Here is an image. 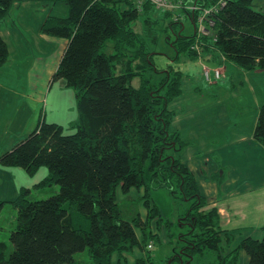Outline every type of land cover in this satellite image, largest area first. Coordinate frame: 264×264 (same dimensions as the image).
Returning <instances> with one entry per match:
<instances>
[{
    "label": "trees",
    "instance_id": "1",
    "mask_svg": "<svg viewBox=\"0 0 264 264\" xmlns=\"http://www.w3.org/2000/svg\"><path fill=\"white\" fill-rule=\"evenodd\" d=\"M35 1L61 0H0V23L15 2ZM62 1L68 4V15L47 16L39 32L66 40L51 80H63L73 90L77 120L66 128L40 116L23 140L0 155L1 165L21 168L29 176L45 167L47 174L35 189L57 186L53 195L43 199L30 198V189L22 187L8 201L16 209L9 234L12 250L7 254L6 244L0 241V264H78L74 256L84 250L91 264H113L114 256L119 264L124 254L140 246L137 231L143 237H156L149 223H159L162 214L156 204H150L152 183L171 192L175 185L181 199L189 203L179 219L187 228L180 235V253L170 262L237 264L243 250L247 264H264V224L260 239L246 237L236 244L235 235L221 227L217 208L200 195L182 163L185 143L170 127L175 112L169 109V102L181 94V72L155 68L152 52H145L133 29L140 16L148 27L152 25L149 13L154 16L156 8L149 1L138 5V0ZM255 1L229 0L215 15V41L197 38L196 13L182 6L193 33L186 37L175 32L176 53L196 58L198 46L212 56L218 52L244 70L264 69V13L252 7ZM215 2L191 0L200 7ZM161 12L171 16L169 11ZM180 19L168 27L173 30L179 24L181 30ZM130 53L134 55L129 58ZM7 58L8 48L0 35V67ZM118 62L123 69H117ZM153 73L162 76L153 82ZM135 77L139 88L131 85ZM253 138L264 146V103ZM141 188L144 195L138 199L143 200L145 216L137 213L124 219L116 202L117 190L126 195ZM6 202L0 200V211ZM149 261L146 256L136 264Z\"/></svg>",
    "mask_w": 264,
    "mask_h": 264
},
{
    "label": "rangeland",
    "instance_id": "2",
    "mask_svg": "<svg viewBox=\"0 0 264 264\" xmlns=\"http://www.w3.org/2000/svg\"><path fill=\"white\" fill-rule=\"evenodd\" d=\"M171 2L172 5H176L175 0ZM33 7L32 4H27L26 12L22 10L20 15H17L16 18L24 20L29 27L24 30V35L18 34L16 30L11 32L9 36L13 42L9 44V57L0 67V155L23 140L36 126L40 116L46 122H57L66 128L72 124L71 121L76 120L77 108L73 90L67 87L63 80L51 81L54 66L56 67L64 50L65 39L53 36L40 37L38 32L41 21L43 22L47 16L66 17L68 4L61 0L40 2L36 11ZM252 7L264 13V0H256ZM161 11H163L161 8H156L154 16L149 13L152 19V25L149 27L144 23V17L140 16L133 24V29L139 34V44L145 46V52H152L151 61L155 68L158 70L173 68L181 72V95L169 102V109L177 113L182 106L184 110L191 108L189 112H192L185 117L180 114L177 119L174 118L170 127L176 128L181 125L185 130L193 127L195 142L200 143L201 152L207 150V141L211 139L225 141L227 135L231 138L238 132L244 135L252 134L258 108L264 103V69L242 70L218 52L212 56V52L206 50L203 52L200 50V55L196 58L183 52L178 55L172 46L175 32L181 31L186 37L191 36L193 25L183 15L182 10L167 9L171 11L169 17H165ZM175 19L182 21L181 30L179 24L173 25V30L168 27ZM108 46L112 49L113 43H109ZM133 55L134 53H130L129 58ZM214 60L218 62L215 63ZM118 63L117 69H123V63ZM204 65L210 68L221 67L219 69L223 71V77L215 80L211 74V80L207 81L202 74ZM152 75L153 82L162 76L155 73ZM131 85L139 88V78H133ZM185 112L188 113L186 110ZM71 130L66 129L64 132L71 133ZM213 144L219 143L214 140ZM215 154L221 155L217 150ZM46 174L45 167L39 168L33 176H29L21 168L0 164V200L7 201L0 211V241L6 244L7 254L12 250L9 234L16 218V209L8 201L15 199L22 187L30 189L29 197L32 199H43L53 195L57 190L55 185L42 190L34 188ZM155 187V183H152L148 189L150 204H156L162 214L159 223L155 220L149 223V231L156 237L150 235L143 237L137 231L140 246L133 248L131 253L124 254L119 264H136L137 259L146 256L150 257L147 264H179L176 260L171 262L169 260L180 253V235L187 228L180 224L179 219L188 209L189 203L181 199L175 185L174 192L164 187ZM143 195V188L139 191L131 189L126 195L117 190L116 202L124 219L129 220L137 213L145 216L143 200L138 199ZM149 244H153V247L148 250ZM240 251L237 264H247L246 253ZM74 257L78 264H91L86 250L76 253ZM112 262L117 264L116 256Z\"/></svg>",
    "mask_w": 264,
    "mask_h": 264
},
{
    "label": "crops",
    "instance_id": "3",
    "mask_svg": "<svg viewBox=\"0 0 264 264\" xmlns=\"http://www.w3.org/2000/svg\"><path fill=\"white\" fill-rule=\"evenodd\" d=\"M175 1L177 4L173 10H181L182 6L186 7L191 2V0ZM40 2L45 3L46 1L15 2L6 16L1 20L0 35L6 42L8 57L10 52L9 44L13 42V39L9 36L11 32L16 30L18 34L24 35V30L26 31L29 27L24 20L21 19L22 21H20L17 19V15L19 16L22 10L26 12L27 4H32L34 6L33 9L36 11ZM39 36L49 37L40 32ZM214 62L217 63L218 61L214 60ZM57 65L56 67L54 66L51 78ZM226 69H228V66H226ZM252 71H255V69ZM190 109L186 108L185 110L188 113L185 114L186 112L181 106L179 112H175L174 118L177 119L180 114L182 117L187 116L192 112H189ZM75 119L77 120V115H75ZM171 129L175 130L181 140L184 141V148L180 154L182 163L193 175L200 195L206 199L209 206L217 208L220 215L221 227L235 235L236 244L237 241L246 237L259 239L262 236L261 227L264 224V146L253 138L254 129L250 135L239 134L238 132L231 138L227 135L225 141L214 139L219 144H213L214 140L211 139L207 141L208 148L205 152H201L199 150L200 143L197 144L195 142V130L193 127L186 128L187 130H185L180 125ZM206 145L205 142V148ZM216 150L220 151V156L215 154ZM217 177L221 178L222 181L217 182L215 179ZM240 252L239 250V257L241 255Z\"/></svg>",
    "mask_w": 264,
    "mask_h": 264
},
{
    "label": "built area",
    "instance_id": "4",
    "mask_svg": "<svg viewBox=\"0 0 264 264\" xmlns=\"http://www.w3.org/2000/svg\"><path fill=\"white\" fill-rule=\"evenodd\" d=\"M142 1H149L155 8H161V10L167 11V9L171 10V8H175V5H172L171 0H138V5H141ZM228 1L229 0H216L215 3L207 7H200L197 4L191 2L189 5H186V9L196 13L195 32L197 34V38L207 37L212 38V40L215 41V33L213 30L215 24V15L226 6ZM194 49L200 53L198 46H195ZM219 68L221 67L210 68L204 65L202 74L207 81L211 80V74L212 79L218 80L223 77V71L221 72ZM152 247L153 244H149L147 246L149 249H152Z\"/></svg>",
    "mask_w": 264,
    "mask_h": 264
}]
</instances>
